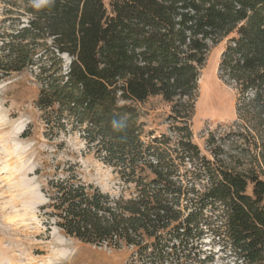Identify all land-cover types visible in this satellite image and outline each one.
<instances>
[{
	"label": "trees",
	"instance_id": "1",
	"mask_svg": "<svg viewBox=\"0 0 264 264\" xmlns=\"http://www.w3.org/2000/svg\"><path fill=\"white\" fill-rule=\"evenodd\" d=\"M2 1L0 81L33 72L44 136L77 133L131 188L114 197L84 182L76 163L43 162L39 210L51 226L85 244L133 248L139 264H179L208 226L236 261L264 264V0ZM223 40L219 78L233 83L247 123L238 135L262 141V162L245 169L220 160L221 147L213 162L200 156L188 127L208 52ZM150 97L170 106L175 144L143 140L136 104ZM186 162L193 170L181 172Z\"/></svg>",
	"mask_w": 264,
	"mask_h": 264
},
{
	"label": "rangeland",
	"instance_id": "2",
	"mask_svg": "<svg viewBox=\"0 0 264 264\" xmlns=\"http://www.w3.org/2000/svg\"><path fill=\"white\" fill-rule=\"evenodd\" d=\"M103 1L106 5L109 2ZM3 17L4 5L0 0V22ZM226 41L211 46L208 52L188 127L200 156L213 162L212 152L221 147L224 153L218 157L220 160L245 169L256 159L262 162V141L259 137L238 135L243 134L246 122L237 119V91L233 83H225L218 73ZM63 61L64 65L68 62L66 58ZM39 89L31 71L0 81V264H139L135 262L133 248L113 250L82 243L63 236L43 217L39 208L46 200L40 191L41 180L35 174L43 162L76 163L84 182L114 197H129L131 188L119 180L112 168L96 159L77 133L55 141L44 136V125L35 105ZM136 106L141 112L139 122L143 124L145 142L164 135L175 144L177 135L172 128L179 125L169 118L168 104L159 97H150ZM28 129L30 134L23 137ZM211 137L214 143L209 146ZM185 170H193L191 163L180 166L181 172ZM200 228L201 235L193 239L179 264H241L224 240L215 237L208 226Z\"/></svg>",
	"mask_w": 264,
	"mask_h": 264
},
{
	"label": "clouds",
	"instance_id": "3",
	"mask_svg": "<svg viewBox=\"0 0 264 264\" xmlns=\"http://www.w3.org/2000/svg\"><path fill=\"white\" fill-rule=\"evenodd\" d=\"M119 126V125H118Z\"/></svg>",
	"mask_w": 264,
	"mask_h": 264
}]
</instances>
